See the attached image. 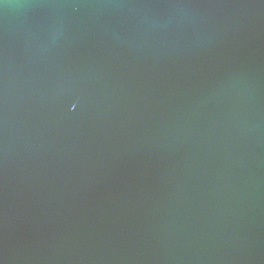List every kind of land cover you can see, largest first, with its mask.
<instances>
[{
    "label": "water",
    "instance_id": "obj_1",
    "mask_svg": "<svg viewBox=\"0 0 264 264\" xmlns=\"http://www.w3.org/2000/svg\"><path fill=\"white\" fill-rule=\"evenodd\" d=\"M0 264H264V0H0Z\"/></svg>",
    "mask_w": 264,
    "mask_h": 264
}]
</instances>
